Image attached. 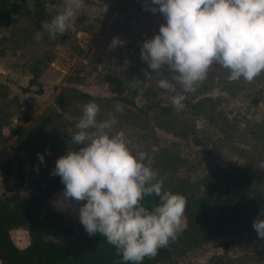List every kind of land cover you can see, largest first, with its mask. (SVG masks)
<instances>
[{"label": "rangeland", "instance_id": "rangeland-1", "mask_svg": "<svg viewBox=\"0 0 264 264\" xmlns=\"http://www.w3.org/2000/svg\"><path fill=\"white\" fill-rule=\"evenodd\" d=\"M147 3L84 0L65 33L52 36L41 24L63 10L64 0H9L0 22L1 197L34 191L35 178L52 172L56 158L76 147L71 139L75 124L90 101L99 105L98 120L116 117L112 132L130 140L133 151L149 153L164 187L187 199L203 196L213 176L231 166L259 167L264 160V72L250 82L229 81V70L213 64L195 91L184 93V107L177 111L173 93L157 85L172 73L167 66L151 72L139 56L141 42L164 22ZM38 31L41 38L36 40ZM114 36L125 43L110 47ZM132 79L140 82L133 87ZM176 91H182L179 85ZM115 95L126 100L120 102V112L115 111L118 101L109 99ZM260 170L257 180L243 190L248 199H239L241 214L230 228L233 233L180 245L150 264H264V238L252 227V221L264 215ZM63 189L60 180L46 202L75 221L77 204L57 205L63 202ZM186 215L184 211L182 230L188 226ZM10 237L20 248L29 243L23 227L12 228ZM50 238L68 240L61 234Z\"/></svg>", "mask_w": 264, "mask_h": 264}, {"label": "clouds", "instance_id": "clouds-1", "mask_svg": "<svg viewBox=\"0 0 264 264\" xmlns=\"http://www.w3.org/2000/svg\"><path fill=\"white\" fill-rule=\"evenodd\" d=\"M83 3L64 0L63 10L41 28L52 36L63 35ZM147 7L158 11L164 22L141 42L139 56L151 72L167 66L172 73L157 85L173 93L177 111L184 107V93L195 91L213 64L229 70V81L250 82L264 72V0H150ZM34 38L39 40L41 33ZM124 43L114 36L110 47ZM139 82L130 80L133 87ZM122 110L117 102L115 111ZM98 112L96 102L84 104L71 138L76 147L56 158L51 174L64 184L63 202L57 205L77 204L79 221L89 235L100 233L122 261L140 264L177 238L187 200L164 187L148 152L133 151L130 140L112 132L114 115L98 120ZM38 158L43 163V156ZM259 167L264 169V160ZM153 195L158 199L149 208L143 200ZM252 227L264 238V215Z\"/></svg>", "mask_w": 264, "mask_h": 264}, {"label": "trees", "instance_id": "trees-1", "mask_svg": "<svg viewBox=\"0 0 264 264\" xmlns=\"http://www.w3.org/2000/svg\"><path fill=\"white\" fill-rule=\"evenodd\" d=\"M8 2L0 0V22L5 19ZM109 99L126 101L119 95ZM263 131L264 127L260 135L264 140ZM249 165L246 169L229 167L220 175L213 176L203 196L186 198L187 228L181 230L167 247L160 248L155 257H145L140 264L165 258L180 245L233 233L230 228L238 224L241 214L239 199L241 196L248 199V191L243 193V190H247L252 185L250 182L257 180L261 172L259 167ZM20 183L23 184V178H20ZM33 183L34 191H15L5 197L0 196V264H134L122 261L114 246L107 243L100 233L89 235L79 218L73 221L49 207L45 197L60 184L58 175L43 172ZM157 199L154 195L146 196L143 203L150 208ZM15 227L26 229L29 235L27 246L20 248L12 241L10 230ZM53 234L65 235L68 240L51 239Z\"/></svg>", "mask_w": 264, "mask_h": 264}]
</instances>
